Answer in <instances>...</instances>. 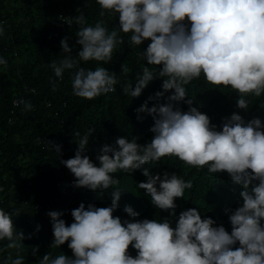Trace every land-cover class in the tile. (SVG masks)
Here are the masks:
<instances>
[{
	"label": "clouds",
	"instance_id": "clouds-1",
	"mask_svg": "<svg viewBox=\"0 0 264 264\" xmlns=\"http://www.w3.org/2000/svg\"><path fill=\"white\" fill-rule=\"evenodd\" d=\"M96 2L101 17L106 13L118 15L119 31L113 28L109 32L103 19L94 26H85L83 14L76 17V23L81 25L76 33L79 61L110 63L124 42L120 32L130 34L133 46L150 43L139 53L147 66L134 87L131 83L123 86L124 93L139 97L154 78H163V91L149 100H159L174 91L164 104L149 107L145 101L136 109L137 119H142L140 113L153 116L151 142L141 145L135 137L117 138L114 146L105 144L96 155L99 166L86 154L95 129L88 130L76 142L74 157L60 161L74 176L73 186L103 192L119 183L114 175L117 172L133 174L145 164L159 163L162 157H177L198 171L206 167L209 174L226 172L234 184L241 186L242 204L229 214L230 234L224 226H215L212 218H202L197 208L181 211L176 217L175 201L184 198L192 183L174 172L151 175L144 168L146 181L138 186L151 197L155 208L169 213L168 217L139 220V213L128 205L124 212L129 219L115 216L120 189L111 193L108 207L80 203L71 210L74 222L70 225L61 218V212L50 211L47 215L54 237L50 247L60 248L68 242L73 255L53 257L46 253L39 264H264V123L259 118L245 121L233 113L223 119L221 130H217L208 115L193 107L192 100H186L185 87L203 74L212 85L230 86L238 93L237 107L245 111L248 95L260 97L264 93V0ZM66 23H72L70 17ZM4 34L0 26V37ZM68 39L65 37L60 44L63 52L71 54ZM0 65L6 70L7 60L0 57ZM50 67L61 80L66 69H77L72 80L73 95L88 101L115 92L119 83L115 73L106 67H78L71 55ZM121 71L127 74L130 69L122 65ZM173 102H185L189 108L182 111ZM17 103L24 104L26 110L32 108L29 102H14ZM47 143L60 152V145ZM31 235L25 237L18 232L12 214L0 209V241H9L6 248L19 249ZM130 245L136 250L135 257L130 254ZM38 248H33V256ZM2 264H24V258H13L9 253Z\"/></svg>",
	"mask_w": 264,
	"mask_h": 264
},
{
	"label": "trees",
	"instance_id": "trees-1",
	"mask_svg": "<svg viewBox=\"0 0 264 264\" xmlns=\"http://www.w3.org/2000/svg\"><path fill=\"white\" fill-rule=\"evenodd\" d=\"M100 11L96 0H0V26L5 29V34L0 37V57L8 62L6 70L0 65V188L3 189L0 191V209L12 214L18 232H23L25 237L32 234L30 239L21 242L19 249H8L9 241H0V264L9 253L13 258L22 256L24 264H39L46 253L53 257L60 254L72 257L68 242L60 248L50 247L54 237L47 213L61 212V218L70 225L74 222L71 210L80 203L86 207L89 203L108 207L115 189L121 190V198L114 215L122 220L129 219L124 212L126 205L139 213L136 218L139 220L160 221L168 217L169 213L155 208L150 202L151 197L138 186L139 182L146 181L142 174L144 168L151 175L174 172L192 183L193 187L185 191L184 198L175 201L176 217L181 211L197 208L202 218H212L215 226L222 225L231 233L228 217L242 204L241 186L234 184L226 172L209 174L206 167L198 171L177 157H162L159 163L145 164L133 174L117 172L114 175L119 183L103 192L73 186L74 176L60 161L74 157L78 148L76 142L88 130L95 129L89 137L86 154L99 166L96 155L105 144L114 146L117 138L135 137L141 145L151 142L153 116L140 113L142 119H137L136 109L145 101L149 107L164 104L166 97L174 91L170 90L159 100H149L156 92L163 91V78H154L139 97L124 93L123 86L131 83L134 87L143 67L147 66L139 53L150 43L145 41L141 46H133L130 34L120 32L124 42L110 63L98 65L95 61H79L76 33L81 25L76 23V17L83 14L87 21L85 26H94L103 19L109 32L119 25L118 15L106 13L101 17ZM69 17L70 25L66 23ZM65 37L69 38L71 54L61 49L60 42ZM67 55L78 61V67L94 70L101 66L115 73L119 81L116 91L93 101L74 96L72 80L77 69H66L61 80L50 67L51 63H59ZM122 65L130 69L127 74L121 71ZM185 87L186 100H192L193 107L208 115L217 130H221L223 119L230 118L233 113L245 121L259 118L264 123V93L260 97L248 95L245 111L237 107L238 93L230 86L212 85L203 74ZM21 100L31 103V110H26L22 103L13 105ZM173 106L185 112L189 108L185 102H173ZM47 141L60 145V152ZM36 246H39L38 252L33 256L31 253ZM236 247H239L238 243ZM129 251L136 256L131 245Z\"/></svg>",
	"mask_w": 264,
	"mask_h": 264
},
{
	"label": "built area",
	"instance_id": "built-area-1",
	"mask_svg": "<svg viewBox=\"0 0 264 264\" xmlns=\"http://www.w3.org/2000/svg\"><path fill=\"white\" fill-rule=\"evenodd\" d=\"M14 106H17V104H13Z\"/></svg>",
	"mask_w": 264,
	"mask_h": 264
}]
</instances>
